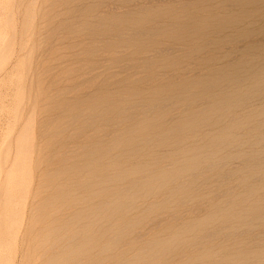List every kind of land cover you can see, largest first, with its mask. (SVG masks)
Masks as SVG:
<instances>
[{
  "label": "rangeland",
  "instance_id": "obj_1",
  "mask_svg": "<svg viewBox=\"0 0 264 264\" xmlns=\"http://www.w3.org/2000/svg\"><path fill=\"white\" fill-rule=\"evenodd\" d=\"M263 59L264 0H0V264L105 258L107 250L88 256L82 238L72 246L82 225L71 220L90 207L76 200L98 193L96 203L89 199L93 207L110 202L102 196L107 178L96 188L89 185L93 176L128 166L122 150L129 139L139 145L132 160L153 169L152 160L169 155L176 142L170 137L160 144L161 126L204 102L181 103L179 94L196 92L197 82L219 81L229 70H252ZM118 134V144L109 141ZM182 142L203 140L187 136ZM238 166L234 160L227 167ZM212 182L204 186L211 193L204 200L189 193L185 205L171 210L185 211L183 219L189 207L202 211L218 191ZM140 194L132 192L130 209L111 219H136L164 191L147 201ZM97 213L103 233L106 215ZM154 218L139 223L132 236L142 233L144 242ZM77 249L85 251L78 255Z\"/></svg>",
  "mask_w": 264,
  "mask_h": 264
},
{
  "label": "bare ground",
  "instance_id": "obj_2",
  "mask_svg": "<svg viewBox=\"0 0 264 264\" xmlns=\"http://www.w3.org/2000/svg\"><path fill=\"white\" fill-rule=\"evenodd\" d=\"M130 66L136 67L135 64ZM245 68L229 70L226 76L219 77V81L214 80V83L197 82L199 89L196 92L179 94L181 103L189 99L199 101L200 98L204 102L198 111L194 112L186 106L176 122L160 125V144L163 145L170 137L175 138L176 142L172 143L169 155L152 160L153 169L132 160L130 154H138L139 145L129 139L122 150V160L127 161L128 166L116 174L105 171L102 175L93 176L89 185L96 188L103 178H107L108 181L103 180L108 186L103 189L102 196L105 204L107 198L109 203L114 204L93 207L89 199L94 198L96 203L95 196L98 193H90L76 200L81 205L87 202L90 207L83 213L75 214L71 220L82 225L81 233L71 238L75 249L79 246L78 240L82 238L88 245V256H96L94 253L97 252H102L103 256L108 255L101 260L93 258V264H264V59L255 63L252 70ZM243 85L245 87L241 91L239 87ZM184 89L188 90L187 86ZM217 89H226V95H216ZM254 102L259 103L252 106ZM144 110L149 111V108ZM119 135L111 137L109 141L114 139L118 144L121 138ZM187 136L199 137L203 142L184 146L182 140ZM151 137L143 135V140ZM106 149L105 154L112 155V148ZM189 152L193 154L185 157ZM234 160L239 161V166L228 169V163ZM236 176L237 179L234 178ZM201 180L205 181L204 186L211 185L206 184L213 181L214 189L218 191L214 192V198L210 200L212 203L208 201V207V202L202 211L192 205L193 208H189L193 210L188 208L191 213L183 219L185 211L180 216L171 210V206L175 208L185 205L190 199L189 193L199 201L204 200L205 194L210 192L201 186ZM168 185L170 189L165 190ZM161 191H164L161 198L153 200L152 197ZM132 192L141 193L139 199L147 201L152 198L153 201L146 204L136 219H111L110 215L122 216L130 209ZM180 194L182 197H178ZM196 206L198 208V204ZM99 210L105 212L108 224L103 233H100L99 225L100 220L104 219L97 215ZM164 215L173 218L168 220ZM152 216L155 218L149 222L150 229L146 235L143 233L147 238L141 242L139 234L142 233H139L135 239L134 228L144 223L146 218L149 221ZM160 217H163L161 221ZM91 224L98 227L89 229ZM77 250L78 255L85 251ZM89 259L85 262L89 263Z\"/></svg>",
  "mask_w": 264,
  "mask_h": 264
}]
</instances>
